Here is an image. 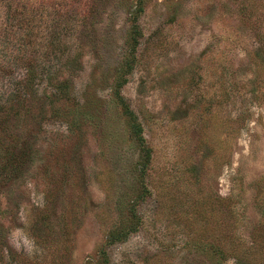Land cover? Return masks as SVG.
Masks as SVG:
<instances>
[{
	"label": "rangeland",
	"instance_id": "rangeland-1",
	"mask_svg": "<svg viewBox=\"0 0 264 264\" xmlns=\"http://www.w3.org/2000/svg\"><path fill=\"white\" fill-rule=\"evenodd\" d=\"M0 264H264V0H0Z\"/></svg>",
	"mask_w": 264,
	"mask_h": 264
},
{
	"label": "trees",
	"instance_id": "trees-1",
	"mask_svg": "<svg viewBox=\"0 0 264 264\" xmlns=\"http://www.w3.org/2000/svg\"><path fill=\"white\" fill-rule=\"evenodd\" d=\"M29 82V81H28ZM12 103V101H11ZM10 103V104H11ZM121 103V102H120ZM10 106V105H9ZM14 109V108H13ZM12 107L9 111L6 112V116H5V119L6 118H9L10 117V112L13 110ZM9 115V117H8ZM8 165H4L3 168L4 169H7L6 171V175H9L10 171H13V169L19 164V161L17 162L16 159H14V157L11 158V156H9L8 158V161H7ZM117 235V234H116ZM110 240V241H109ZM116 240H118V236H115V235H111V236H108V241L107 242H116Z\"/></svg>",
	"mask_w": 264,
	"mask_h": 264
}]
</instances>
